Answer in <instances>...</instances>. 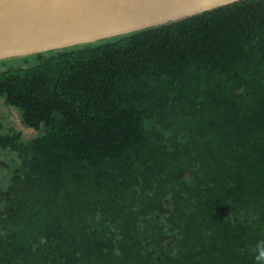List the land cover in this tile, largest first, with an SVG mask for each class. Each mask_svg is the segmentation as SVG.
I'll return each instance as SVG.
<instances>
[{"label":"trees","instance_id":"1","mask_svg":"<svg viewBox=\"0 0 264 264\" xmlns=\"http://www.w3.org/2000/svg\"><path fill=\"white\" fill-rule=\"evenodd\" d=\"M0 99L34 133L0 120V264H264V0L0 63Z\"/></svg>","mask_w":264,"mask_h":264},{"label":"water","instance_id":"2","mask_svg":"<svg viewBox=\"0 0 264 264\" xmlns=\"http://www.w3.org/2000/svg\"><path fill=\"white\" fill-rule=\"evenodd\" d=\"M244 0H0V63L136 34Z\"/></svg>","mask_w":264,"mask_h":264},{"label":"rangeland","instance_id":"3","mask_svg":"<svg viewBox=\"0 0 264 264\" xmlns=\"http://www.w3.org/2000/svg\"><path fill=\"white\" fill-rule=\"evenodd\" d=\"M0 120L6 128H15L27 136H32L34 134L28 131L22 124L18 112L13 107L8 106L2 99H0ZM2 180H4V178L0 179V181Z\"/></svg>","mask_w":264,"mask_h":264}]
</instances>
